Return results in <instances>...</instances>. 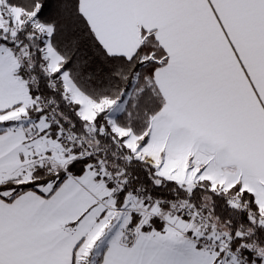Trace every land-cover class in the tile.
<instances>
[{"label":"crops","instance_id":"1","mask_svg":"<svg viewBox=\"0 0 264 264\" xmlns=\"http://www.w3.org/2000/svg\"><path fill=\"white\" fill-rule=\"evenodd\" d=\"M80 5L109 53L131 56L141 33L153 31L168 55L155 72L166 105L152 117L144 134L147 142L138 151L131 149L134 154L185 185L187 179L173 176L186 169L187 160L189 168L201 172L196 183L206 179L213 187L239 185L252 193L264 214V0H80ZM5 53L0 51V64L11 75L0 77V122L15 120L32 101L27 84L12 75L19 74L18 62ZM68 87L66 94L82 108L83 117L89 118L87 107L99 109L78 88ZM104 102L115 103H98ZM120 104L115 103L116 110ZM103 110L113 130L128 139L131 130L115 126V115ZM41 131L37 145L43 144L45 160L36 163L33 145L17 123L0 131V185L44 180L41 175L53 180L48 160L53 136ZM148 145L154 154L144 151ZM53 186L13 198V188L0 191V264H83L87 247L101 242L97 264H220L218 251L197 245L202 253L173 228L153 226L150 220L144 229L138 223L127 242L126 227L135 224L132 215L112 214L105 183L90 171L66 173L50 193ZM121 216L125 222L112 232Z\"/></svg>","mask_w":264,"mask_h":264},{"label":"trees","instance_id":"2","mask_svg":"<svg viewBox=\"0 0 264 264\" xmlns=\"http://www.w3.org/2000/svg\"><path fill=\"white\" fill-rule=\"evenodd\" d=\"M1 6L4 10L19 8L22 14L29 15L18 29L6 27L4 30L0 27V40L18 52V64H22L17 67V72L29 85L33 100L41 96L49 107L55 109L58 122L49 127V132L54 136L59 130V123L66 125L82 137L87 153L68 162L63 170L52 168L55 172L51 179L55 175L61 177L55 179L50 193L59 186L67 172L81 176L88 165L98 172L102 163L106 173H98L97 176L112 190L119 206H123L134 193H140L145 204L160 200L163 213L170 212L177 205H190L204 215L206 224L202 227L206 233L221 231L224 226L232 248L247 260L256 263L264 261V224L259 220L252 193L245 190L240 194L239 185L213 187L206 179L189 188L161 175L154 163L134 154L126 144L125 136H117L106 110L98 113L93 120L83 117L78 105L67 96L62 86L61 75L67 71L75 86L94 101L107 99L122 103L121 110L114 117L115 124L131 130L137 137V143L145 144L147 139L144 134L152 117L166 105L155 72L167 63L168 55L155 32L141 33L133 55L111 54L92 30L82 12L80 0H2ZM9 21H12L10 17ZM36 22L52 26L50 34L43 35ZM46 39L60 56L59 68L53 72L46 65ZM30 114L39 116L45 112L38 110L35 104ZM16 121L3 122L4 127L0 131ZM37 184L38 180L18 184L11 182L0 185V191L13 188V198L25 190H37ZM234 194H240L243 201L248 199L249 207L232 205L230 198ZM140 219L137 212L132 214L131 221L135 224ZM150 221L153 226L164 227L158 219L151 218ZM146 225L142 224L141 228ZM133 236L134 233L126 234V241L131 242Z\"/></svg>","mask_w":264,"mask_h":264},{"label":"rangeland","instance_id":"3","mask_svg":"<svg viewBox=\"0 0 264 264\" xmlns=\"http://www.w3.org/2000/svg\"><path fill=\"white\" fill-rule=\"evenodd\" d=\"M9 17H10V20H12L11 22L9 21ZM28 18H29V15L28 14H22V12H21V10L19 8H15V7L11 8L10 7V9L4 10V8L0 4V27H2L4 30L7 29L8 27H13L12 29H14V30L18 29L20 27V25L25 23V21ZM8 24H9V26H8ZM35 25L40 28V30L43 33V35L49 34L50 31L52 30V26H49V25L44 26L42 24H39L38 22H36ZM8 30L10 31L11 28L8 29ZM13 32L11 34H13ZM45 41H46V44H45V47H44V55H45V59H46L47 69L49 71H53L54 68L58 67V64H59L58 60H60V56L57 54L55 49L50 44L49 39H46ZM0 43L2 44V46L0 47V49H1L0 51L5 50V52H6L5 54H7L9 56V58H12V60H15L16 62H19L18 52H16L9 45L4 43V41L0 40ZM11 51L13 52V54H11L12 53ZM7 59H8V57L6 58V62L5 63L8 62ZM19 65L21 66V64L17 63V67ZM2 67H3V63L0 64V71H1V73L2 72H4V73L0 74V77L2 79L10 78L9 75H11V74H8L7 70L5 72V69L2 68ZM12 75L15 78H20L21 77L19 74H12ZM61 78H62V82H63L62 83L63 87H67L68 90H69L68 86H70V87L73 86L75 89L77 88L74 85L73 81L71 80V78L69 77L67 72L63 73L61 75ZM27 87L29 89V85H27ZM76 90H77V92H79L81 94V96L83 98H86V100H89L90 102H92L96 106H99V109H97L96 107H87L86 108V112L85 113L89 117V118H87L89 120H93L96 117V115L98 113H100V111H102L104 108H106L108 110V112L110 113L111 116L116 115V113H118V111L121 108L122 104H120V108L118 110H116L117 107H116L115 103H113V104L111 103L110 104L108 102L107 103L104 102V103H102L103 105L101 103H100L101 104L100 105L98 102L94 101L93 99L89 98L87 95L83 94L79 89H76ZM81 96H77L75 94V97H81ZM113 105L115 107H113ZM34 107H35V103H34V100L32 98V101L30 103L29 109L24 111L25 107H22L20 110H18L19 113L15 117V120H17L16 123H17L18 128L20 127L24 131L23 135L27 138L28 144L29 145H31V144L33 145V147H31L30 149L32 151L31 153H34V154L36 153V155H34V157L36 159V160H34V162L36 163V161L37 162L38 161L43 162L45 160V158L43 157L45 154L44 153H40L41 152V147H42L43 144L42 145L40 144V146L37 145V141H38V137H36L37 133H39V132L42 133L41 130H45V129L49 130V127L51 125L48 123L45 115L41 114L39 116L38 115L36 116V115H31L30 114L31 113V109L34 108ZM79 112H81V113L83 112L81 107H80ZM20 117H21V119H20ZM111 119H113V117ZM5 121H8V120H5ZM5 121H3V122H5ZM3 122H0V130H1V128L4 127ZM58 126H59V128H58L59 130H62L64 128H66L67 130L71 131L66 125H63L62 123H59ZM115 126H117V125H115ZM59 130L57 131L56 135H54V136L52 135L53 136L51 138L52 141L49 140V143H51V146H50L51 152L49 153L51 155V157L50 158L48 157V160L50 159V164L53 165V170L57 169V168L63 170V168L66 167V164L68 162H70L73 157H75L77 154H79L80 151L83 148L85 149V146H84L83 142H82V146H75V145H70L69 143H66L64 138H63V134H62V137H61ZM71 132H73V131H71ZM50 134H52V133H50ZM117 136H120V135L117 133ZM35 138H36V140H34ZM136 140H137L136 135L132 131H130V136L128 137V139L126 138V144L131 149H133L134 151H138L143 146V145L137 143ZM151 144L155 146V143H151ZM143 149H144L145 152H148V153L152 152L154 154V152H155V149H152V146H151V149H150L149 145L146 148L144 147ZM75 150L77 152L78 151L79 152L75 153L74 152ZM86 168H87L86 169L87 172L90 171L93 174H95L96 177H98L97 176V174H98L97 170L93 169V167H90L89 165ZM181 171H182L181 173L179 172L178 175H174L173 177L175 179H179V180H184V179L186 180L187 179L188 183L186 185L189 188H192L194 185L197 184L195 182V181H197L196 177L201 174L199 169L197 170L196 167L189 168L188 164H187V160H186V169L185 170L182 169ZM50 172L52 174H54L55 171H50ZM67 173H69V172H67ZM160 174L165 176L162 171H160ZM192 175H194V176H192ZM105 176H107V175H105ZM45 177L46 176H44V175H41L39 177V178H43L44 180H39L38 181L37 188L42 190V191H49L51 189L53 183H54V180L55 179H59L61 177V175H55V178L53 180H47V177L46 178ZM98 178L100 180H102L101 177H98ZM260 189H261L260 193L262 195H264V186L260 187ZM107 190H108L109 196H110V198L108 199L109 201L107 203L109 205H111L112 214H114V215L115 214L116 215H120L121 214V215L127 216L129 218L133 213H135L134 212V208H138V207H142L143 205H147V204L143 203V200H142V203H141V200L139 198H136L135 196L132 195L128 199V201L124 204L123 209L122 210H118L119 207H121V206H119L116 203V200L114 199V196L112 195V190L109 189V188H107ZM244 191L245 190H241L240 189L239 193L241 194ZM240 194H234L233 196H237L238 195L241 198ZM243 202H244V204H241V205L249 207V204L246 203V202H249L248 199H246V201H243ZM133 203H136L138 207H131V208L127 209V207L132 205ZM177 206H179V205H177ZM173 208H172V210L170 212H168V213H171L173 215L171 218H172L173 222L175 223L177 230H175L174 228L173 229L177 232V236L182 237L185 240L183 242L189 244L188 246H190V247H192L194 249H198L199 251H201L203 253V249L202 248H204V247H202V248L197 247L198 243L194 240L195 238L203 237V235H205L206 236L205 238H207V239H212L216 235H220V234H226L228 236L227 232H225L226 228H224V226L222 228L224 231L223 230L215 231V232L209 234V233H206L205 228L202 227L206 223L201 224V223H199V221H195V222H192V223L190 222V223L187 224V223H183V220L182 221H180L179 219L177 220L178 216H176L174 214V212H172ZM193 209H195V208H193ZM195 210H198V209H195ZM198 211L201 212V210H198ZM137 213L139 214V212H137ZM258 216H259V220L261 221V223L264 224V214H261L258 211ZM203 217H204V215H203ZM176 220H177V222H176ZM120 221H122V222L120 223ZM123 222H125V219H124L123 216H121V219L116 222V225L112 226L111 231L112 232L117 231V229H119L121 227ZM176 223L182 224V225H178ZM129 224H128V226H129ZM128 226L126 227V230H127ZM182 229H186V235L180 233V230H182ZM126 234H127V232H126ZM228 239H229V243H230L229 236H228ZM84 246H85V249H86L87 242H86L85 245H83V247L81 248L80 252H82V250L84 249ZM87 248L89 249L88 250L89 254L87 256H84L83 264H97V259L101 255L102 249L104 248V243L101 242V243L91 244ZM204 249H206V248H204ZM206 251H208V250H206ZM208 252H210V251H208ZM77 262H78L77 264H81L80 260H77ZM262 262H264V261H261L260 263H262ZM260 263H258V264H260Z\"/></svg>","mask_w":264,"mask_h":264},{"label":"built area","instance_id":"4","mask_svg":"<svg viewBox=\"0 0 264 264\" xmlns=\"http://www.w3.org/2000/svg\"><path fill=\"white\" fill-rule=\"evenodd\" d=\"M34 103L37 104L38 110L45 112L44 115L50 125L58 122L55 109L52 107H49L41 96H37L36 99L34 100ZM59 131H60L61 137L63 134V138L66 143H69L70 145H75V146H82L83 141L79 135L67 130L66 128L59 130ZM86 154H87L86 150L83 148L77 156L72 158V160L75 158L83 157ZM105 171L106 170L104 168V165L100 163L98 166V173L105 174L106 173ZM113 188H115V186ZM133 196H135L136 198H139L142 203L143 199L140 193H134ZM230 203L235 206L244 204V202L238 195L232 196L230 198ZM109 206L111 208V205ZM123 206L119 207L118 210H122ZM131 207H138V206L136 203H133L132 205L128 206L127 209ZM134 212H139L141 216V219L139 221L140 226L146 223L151 218H155L163 222L164 225L177 230L176 225L171 218L173 215L171 213L161 212V201L160 200H155L151 204H147V205H143L142 207L134 208ZM172 212H174V214L178 216L177 220L178 219L180 221L183 220V223L188 224L190 222L192 223L195 221H199V223L201 224L206 223V220L203 217L202 213L198 210L193 209L190 205L175 206ZM139 225L130 223L126 230L127 234L135 233L137 229L139 228ZM178 225H182V224H178ZM180 233L186 235V229L180 230ZM205 237L206 236L203 235V237H197L194 240L198 243V245L206 248V250L208 251H218L220 254V264H230V262H233L234 264H258L256 262L247 260L240 252L232 248L229 243L228 236L226 234L216 235L212 239H207Z\"/></svg>","mask_w":264,"mask_h":264},{"label":"water","instance_id":"5","mask_svg":"<svg viewBox=\"0 0 264 264\" xmlns=\"http://www.w3.org/2000/svg\"><path fill=\"white\" fill-rule=\"evenodd\" d=\"M20 119H21V117H20Z\"/></svg>","mask_w":264,"mask_h":264}]
</instances>
